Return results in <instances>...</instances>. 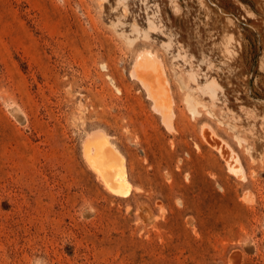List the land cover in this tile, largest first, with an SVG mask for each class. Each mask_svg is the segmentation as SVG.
<instances>
[{"label":"rangeland","instance_id":"374dc122","mask_svg":"<svg viewBox=\"0 0 264 264\" xmlns=\"http://www.w3.org/2000/svg\"><path fill=\"white\" fill-rule=\"evenodd\" d=\"M122 1L0 0V264H264V0ZM143 48L166 66L172 131L131 75ZM96 129L126 158V198L82 156Z\"/></svg>","mask_w":264,"mask_h":264},{"label":"bare ground","instance_id":"6f19581e","mask_svg":"<svg viewBox=\"0 0 264 264\" xmlns=\"http://www.w3.org/2000/svg\"><path fill=\"white\" fill-rule=\"evenodd\" d=\"M124 7L126 8L125 5ZM124 10L123 12H125ZM146 21L148 30H142V35H144L145 38H149L148 31L154 32L157 30L158 26L150 18L146 19ZM132 29L136 31L138 35L141 32L137 24L134 22L132 24ZM127 39L128 38H126V41ZM130 39H128V41ZM133 40L129 42H133ZM168 41L162 42V45L166 49H169L170 47V43ZM128 44L130 45V43ZM176 54L178 53L176 52ZM176 57L177 56H175V58ZM131 71L133 79L139 83L141 88L144 90L147 99L150 100L152 109L160 116L164 128L172 131L174 129L173 118L175 113L173 106L175 105V100L172 94V88L166 66L162 58L156 51L151 50L150 48H143L136 54ZM188 77L197 83V78L193 72H188ZM180 83V88L186 84H183L182 82ZM196 88L199 89L201 94H205L211 101H214L217 98V89H220V85L217 80L212 77L204 83H197ZM183 101L190 115L195 117L201 114L198 107L203 104L199 100L195 99L191 93H185ZM202 132L203 135L207 132V135L213 143V148H216L225 160V165H227L226 167L228 168V171L240 178L243 177V170H241L242 168L239 157L234 151H232V149H229V145L225 142L221 143L216 141V139L213 138L214 135L211 129L207 131L203 129ZM81 149L82 156L87 166L95 173L96 177L101 181L103 187L110 194L116 197L126 198L131 195L134 189H139L138 187H134L129 180L125 156L111 141L110 136L103 130L96 129L90 131L83 139Z\"/></svg>","mask_w":264,"mask_h":264}]
</instances>
